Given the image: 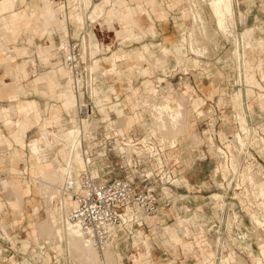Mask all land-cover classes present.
Returning <instances> with one entry per match:
<instances>
[{
	"label": "crops",
	"instance_id": "crops-1",
	"mask_svg": "<svg viewBox=\"0 0 264 264\" xmlns=\"http://www.w3.org/2000/svg\"><path fill=\"white\" fill-rule=\"evenodd\" d=\"M92 1L95 3L99 0ZM18 2L16 4L15 0H0V236L7 240L10 239L11 231L22 223L26 218L25 214H27V225L23 229L26 233L23 246L28 247L30 240L39 242L37 223L46 219L37 218L40 211V202H36V198L41 195V192L35 184V179L39 177L38 172L45 167L47 161H51L52 165H54V161L58 164L61 161L56 153L48 149V140L43 138L41 132L44 130L50 131L49 129L53 130L61 126V121L53 117L57 113V101L61 94L58 90L62 89L65 83L55 85L52 79L53 76L47 77L49 74L47 70L38 73L35 69V59L25 57L29 50L26 45L36 47L40 68H43V66L48 68L50 64L47 61L52 64L56 60L58 61L60 57L58 54L59 46L64 44V40H60L57 46L54 37V34H61L59 31L61 21L57 20L61 18V10L58 15L49 12V6H56L59 4L58 1L18 0ZM33 2L38 5H34ZM177 2L179 0H108L106 11L100 18L101 21L98 19L97 23L94 22L96 26L89 33L97 41V53L108 51V57L111 58L116 49L123 48L134 54V63H127L131 66L118 68L117 73L105 76L102 70L100 72L96 68V71H94L99 81L98 86L94 87V100L98 99V106L102 113L109 114L108 120L104 118L95 124L105 123L108 127L114 129L117 135L125 137L126 134L130 137L122 142L117 139L114 149L123 153L119 146H127L128 144L141 149L142 153L140 155H132L133 161L135 155L148 157L155 162L156 167L161 168L163 157L170 174L166 176V180L168 182L173 181V185L162 187L165 194L161 193L158 208L154 214L141 217L140 221L142 223L139 225L134 223L131 216H128L129 220L125 227L118 226L113 232L110 242L117 257V264H123V259L129 256L133 264H215L216 261L214 252L208 247L210 240L201 237L202 235L199 237L194 236V231L203 234L206 232L205 228L207 226L219 221L224 216V213L221 212V207H223L221 195L200 184L201 181H205L210 172L209 166L203 161L206 160V157H200L203 151L197 148L195 154H188V164L183 169H178L179 167L175 166L179 161L173 162V159L167 158V154L172 158H176L177 155L173 151L166 153L167 150H173L178 145L201 147L209 142L218 159L215 147H222L216 146L214 141L221 143V140L227 138L226 135L221 134L226 127L219 120L220 116L214 122L207 121L201 110V108H205L204 105L208 102L213 104L211 102L217 98L221 84L212 77H197L188 73L186 57L189 47L187 52L184 51L185 45L188 44L184 43L187 31H180L178 25L173 22L175 17L182 14L181 5L179 3L175 4ZM262 8L264 12V2ZM70 23L72 22L66 24L69 40L72 37ZM73 25L75 27L73 35H78L79 38L81 27L74 23ZM99 26L106 27L102 29ZM253 28L255 31L260 29L258 26ZM95 30L98 35L102 34L103 37L109 39L107 40L108 44L99 42ZM44 37L47 38L45 46L36 43V40H41ZM252 44L253 46L245 54V80L239 82L245 83L247 86L246 92H243L240 88L243 108L244 98L249 97L254 92V87L264 89V85L256 78V73L259 72L261 80L264 82V49H257L254 47V42ZM48 47L50 51L58 48L56 56L48 58L46 54ZM3 49H7V53H3ZM9 51L13 52V55ZM136 51H144L147 55L148 62H144L143 66L145 63H150L149 59L152 61L157 59V64L160 67L173 65L175 54L177 63L181 65L184 73L176 75L149 73L150 71L146 67L147 74L139 73L137 66L141 64V61L135 55ZM250 52L253 53L252 57L249 56ZM20 58L22 59L19 60ZM103 62L106 63L108 69L110 64L105 59ZM193 64L197 66L199 60L194 59ZM132 69H135L139 74L126 73ZM174 83H182V88H189L190 86L194 91L188 89L172 98L175 96V91L170 89V86L174 87ZM47 84H49V87H45ZM165 88L167 89V96L160 103L158 99ZM30 90L38 91L49 99L56 101V103L47 102L42 106L37 100L26 98L30 96ZM238 91L239 89L232 95L236 114H238L236 101ZM188 94H191V96L189 97ZM195 95L197 97H193ZM213 95L214 99H211L210 96ZM187 96L192 100L191 102L188 101ZM257 100L260 107L264 109L263 91L258 93ZM6 101L8 104L3 106ZM180 101L187 104L182 109L180 108ZM153 103H158L155 104L154 110ZM189 104L192 105L189 112L193 114V118L190 120L187 113ZM158 106H161L160 109H157ZM211 106L215 114L222 112L220 108L217 109L216 105ZM251 108L252 105L249 104L248 109ZM104 109L109 112L106 113ZM146 109H149L150 113L149 123L143 117V115H147ZM49 111L55 113L53 117H45ZM245 114L249 123L250 116L246 111ZM10 115H12V118ZM113 115L116 116V119L112 118ZM65 119L66 126L70 127L71 117L68 115ZM237 120L240 131L242 126L239 119ZM119 129L123 133H120ZM179 129L184 133L179 136L178 141H175L172 136ZM156 132L161 137H154L153 135ZM257 135L258 138L249 141V144L254 143L259 146L260 151L264 154V136L259 132ZM131 138L134 140L143 139L137 143ZM150 139L152 143L161 147H156L155 150V146L149 143ZM34 140L38 141L40 148L39 161L35 159L30 151L29 145ZM84 142L85 140L83 146ZM139 144L141 146H138ZM234 145L232 142L226 144L228 148L226 151L229 155L228 167L226 166V168L225 164L218 159L219 166L214 169L213 176H217L220 169H222L224 175L230 169L237 170V167L231 165L232 157L235 154L238 155V153L231 151ZM163 146L164 149H162ZM3 147L4 149H1ZM88 147L91 149V146ZM234 149L237 151V148ZM85 151L89 154L87 150ZM100 153L103 152L100 151ZM126 160L128 161L127 158ZM133 161L132 163L128 162L133 164ZM25 165L26 167H24ZM82 168L83 166L76 167L78 173L75 175L79 176L82 172H79V170ZM86 168L88 167L86 166ZM89 170L98 175L102 174L99 169ZM25 172L26 176L24 175ZM109 173L112 174L111 178L122 176L113 171ZM250 175L254 178L257 186L256 191L260 199L264 201V180L259 178V173L255 172L251 165L247 166L242 173L243 179L248 182ZM102 176L104 177V174ZM16 191L21 195V203ZM251 192L253 193L252 189ZM247 200L249 201L248 198ZM43 202L47 215V210L50 211L51 208L46 206L45 199H43ZM247 205L246 209L253 225L255 223L253 217L255 216L259 220H264V210H262L261 205L258 203L255 205L251 202ZM255 207L260 209L262 213L255 211ZM7 209L15 215V218L10 222L3 217V214L7 213ZM231 217L234 227L240 228L241 221L235 222L239 216L235 213L228 218L227 222ZM242 233L243 235L237 232L234 235L230 234L235 243H238L240 239L246 240V243H248L246 251L250 255L249 242L247 241L250 235L247 231ZM237 235L243 238H238ZM223 246L228 249L226 242ZM36 255L34 254L35 257ZM236 258V252L228 250L227 254L221 256L220 262H216L231 264L232 262L236 263ZM36 262H38V259ZM30 264L33 263L30 262Z\"/></svg>",
	"mask_w": 264,
	"mask_h": 264
},
{
	"label": "rangeland",
	"instance_id": "rangeland-1",
	"mask_svg": "<svg viewBox=\"0 0 264 264\" xmlns=\"http://www.w3.org/2000/svg\"><path fill=\"white\" fill-rule=\"evenodd\" d=\"M81 2H82V0H81ZM90 2L91 3L88 7H87V5L84 6V8L86 7L85 8L86 10H87V8L90 7L87 12L84 8L81 9V12L77 11L80 13L81 16L84 15V17H82V18H84L83 23H81L82 25L81 24L78 25L77 23H74L75 22L74 21L75 16L72 15L71 12H74L75 9H72V11L71 10L66 11V8L63 7V9H64L63 18L57 19L58 21H61L60 28H59V31L61 32V34H59V35L54 34L55 42H56L57 46L59 45L60 40H62V41L65 40V42L67 41L68 31L66 29V24L69 22H72V23H70V31L72 33V37L75 40L78 38V35L77 36L73 35L74 30H75L73 23L75 25L82 27V28L86 27L88 24V29L86 31L87 34L85 35L86 41L88 40L89 33L92 31V28L94 26H96V23H97V22L96 23L91 22V19H89V17H88V15L90 14L89 12H91V10H92V6L96 3V2L94 3V1H92V0ZM192 2H194V4H198V6L196 5V7L199 8V10H200L199 12H201L200 14H201V16H203V20H201V21H205V23H202V25H201V21H200L201 18L197 17L196 19H193V14L195 13V11H193V8L195 5L192 4L193 8L190 7ZM236 2L238 4L236 5L237 15H236L235 33L238 37H240V40H241L240 45L241 46L243 45V42L241 39L242 33H245L244 34L245 37H247V39L251 42V44H252V42H256V40H258V39L264 40V29H261V28H264V12L262 10L263 9L262 3L264 2V0H237ZM178 3L181 5L182 14H180L179 17H175L174 18L175 20H173V22H175L178 25V28L180 31H187L184 43L186 44L189 42V35L188 34H189V31H192L193 29H194L193 34L196 33L195 38L198 39L200 37L199 40L203 42V43L201 42L197 46L198 48L199 47L201 48V45L203 44L202 45L203 51L202 50L200 51V49H198V51L202 52V53L204 52V53L199 54V52H198L197 54L199 56H197V54H195L196 52H194V51L190 52L192 50L191 46H190V42L185 45L184 51L187 52V49L189 47V52H190V53L187 52V57H186L188 73H191L197 77H202V76L212 77L213 79H217L219 81V83L221 84L217 98L214 99V95L210 96L211 99L215 100V101L211 102L213 104H210L208 102V104L204 105L205 108L203 107V109L201 108V110L203 111V115H205L204 117L207 119V121L214 122V121H216L217 117L220 116L219 120L224 124V127H226L223 130V133L221 132V134L226 135L227 138L224 140H221V143H217L216 141H214V144L216 146L222 147V148L215 147L216 154H217V151L219 150L224 154V156H226L223 150H225V152H227L226 151V150H228V148L226 147L227 143L232 142L233 144H235L234 134L237 133L239 131V128H240L239 122L235 117L236 110H235V105L233 102L232 95L240 88L242 89L243 92H246V88H247L245 83H238V82L236 83V80H238V78H237L238 69H237L235 59L233 58V51L236 50V48L239 46V44L237 43L238 41L235 40L234 36H232V35L229 36L230 35L229 33L226 35L222 34L221 31L219 29H217L215 18L213 17L210 6H209L208 2L206 3V0H179V2H177L175 4H178ZM33 4L36 6L38 5L36 2H33ZM60 6H61L60 3L57 4L56 6H54V5L49 6V8H50L49 12H54L55 14L58 15L59 11H60ZM196 7L194 9H196ZM238 10H240L242 12L241 17L238 16ZM99 21H101V19ZM193 21H194V23H193ZM90 22L92 24H89ZM206 24H207L208 29L207 28L205 29L203 27V25L206 26ZM193 25H194V27H193ZM255 26H258L260 29H256V31H255L253 28ZM99 27L104 29L106 26H103V27L99 26ZM192 27H193V29H192ZM203 29H204V31L206 30L207 33H210V35L213 37L212 38L213 40L209 39V37H206L207 33L203 32ZM229 31L230 32L232 31L231 28ZM250 33H252V34L250 35ZM95 35L101 44H108L107 40H109V39L106 37H103L102 34L98 35L96 33V30H95ZM63 36H64V38H63ZM89 40L92 42L93 40H95V38L90 34ZM46 41H47V38L44 37L41 40H36V43L45 46ZM244 43H246V40ZM26 46L29 47V50H28V53L25 57H31V58L35 59V62H36L35 69L37 70L38 73H40L44 70H47L49 72L47 77L49 78V77L53 76L52 72H54L57 68L62 67L61 58L59 57L58 61L56 60L55 62H53V64H51L50 61H47V63L50 64V66L48 68L46 66H43V68H40V61H39V57H38L36 47L34 45H31V46L26 45ZM57 49L50 51L49 47H48L46 50V52H47L46 54L48 55V58L56 56ZM257 49H264V47L263 48H257ZM9 53L11 55H13V52L9 51ZM54 53H55V55H54ZM50 54H51V56H50ZM108 54L109 53L107 51L106 53H97V55L91 56V57H94V59H96V61H95L96 68L99 69V71L102 70V72H104L103 74L105 76L109 75L108 69H110V67L107 69L106 63L103 62L105 59L108 62V64H110V62L108 60ZM249 56L252 57L253 53L250 52ZM174 57H175V60H174L173 65H170V66L165 65L164 67H160L157 64V61H158L157 59L154 61L149 59L150 63H145L144 66L142 65L143 63H141L142 66L141 65L137 66V71L139 73H142V74H147L148 71L146 68H148L150 71L149 73L157 72V73H168L171 75L172 74L173 75L183 74L184 71L182 70L181 65H179L177 63V58H176L175 54H174ZM21 59L22 58H20L19 60H21ZM102 59H103V61H101ZM194 59L199 60V64L197 66H195L193 64ZM127 63H134L133 56L125 58V60L122 61V63H121L122 67H120V68L131 66L130 64L128 65ZM103 68H105V69L103 70ZM137 71L135 69H132L130 71H127L126 73H138ZM62 78L67 79V75H66L65 71H64V74L62 72ZM256 78L259 79L261 84L264 85V82L261 80V75L259 72L256 73ZM67 82L68 81L65 82L62 89L58 90L59 93L69 95V91L71 89H70V87H68L69 83L67 84ZM170 89L175 91V96L172 98H175L176 96L180 95L183 91H187L188 89H191L192 91H194L190 86H189V88H187V87L182 88V83H174V87L170 86ZM253 89H254V92L249 97L244 98V110L250 116L249 125H250L252 130H251V134L247 138L248 144L245 146L246 149L244 148V149H242V151L240 150L241 153L239 154L237 170L230 169L224 175L222 169H220V171L217 173V176H213V171L217 166H219V161H218L214 151L211 149V145L209 144V142H207L206 145H203L201 147H194V146H188V145H178L173 150H167L166 151V153H168L169 151H173L174 154L177 155L176 158H172L167 154V158L173 159V162L179 161V163H177V165L175 167H179L178 169H183L188 164V161H187L188 154H195L196 153L195 150L197 148H200V150L203 151V152H201L202 155L200 157H202V158L206 157V160H203V161H205L210 168V172H209L207 178L205 179V181H201L202 183L200 182V184L210 188L212 190V192L218 193L221 195H222V193H221V190L219 189L220 187H223L224 190H227L228 188H231L232 190L238 189V190H234L235 193L233 194V196L236 199L233 200L232 202L240 203V205L244 211V212L241 211V217L244 219V223L246 225L248 224L247 219L250 217V215H249L248 211L245 209V206L247 204H249V202L257 205V203L259 201L256 199V197H254V194L252 192H250V194L248 196L245 195L246 198H244V196L243 197L241 196L242 191H245L246 189L250 190V184L246 179H243L242 173L246 169L247 166L251 165L253 170L255 172L259 173V178L264 180V154H263V152L260 151L259 146L255 145L254 143L249 144L250 140H254L255 138H258V135H257L258 132H259V134L264 136V109H262L260 107L259 102L257 100L258 93L261 91L264 92V89L262 90V89H259L257 87H254ZM70 93H71V91H70ZM61 94H60L58 101H57V105H58L57 113L55 114V113H53V112L51 113V111H49L45 115V117H50V116L53 117L55 114V116L53 118L61 121V126H58L53 130L49 129L51 132H54V133H57V132L61 133V132H65L66 129H71V128L73 129L74 128L73 127V125H74L73 116L74 115L71 114V111L75 107V100L72 101V104H71L69 102V99H67V98L63 99ZM29 95L30 96L26 97V98L31 99V100H37L38 102L41 103L42 106L45 105L47 102H50L53 104L56 103V101L49 99L46 95H43L42 93H39L38 91H35V90H30ZM94 96H95V94L93 95V97ZM160 96L161 97L158 99V101L161 103L163 98L165 96H167V89L166 88L162 91ZM188 96L190 97L191 94H188ZM188 96H187V99H188V101L191 102L192 100H190L188 98ZM236 96H237L236 101L238 104V93ZM72 97L74 99L73 94H72ZM193 97H197V96L195 95ZM94 101H95L96 105L98 106V99L97 100L95 99ZM215 102H217V103H215ZM6 104H8L7 101L3 103V106H6ZM155 104H158V103L152 104L153 110H154ZM179 104L181 105V107H180L181 109L187 105L186 103H183L181 101ZM249 104L252 105L251 109H248ZM211 105H216L217 109L220 108V110L222 112H220V114L219 113L215 114ZM191 106L192 105L189 104L187 107V111H188L187 113L189 114L188 115L189 120L191 118H193V114L191 112H189V111H191L190 110ZM237 109L239 110V106ZM104 111L106 113L109 112L107 109L106 110L104 109ZM146 111H147V115L145 114V115H143V117H144V120L147 121V123H149L150 122L149 109H146ZM67 114L71 117V126L70 127H67L65 124L66 123L65 118L68 117ZM11 116L12 115H10V117ZM246 117H247V115H246ZM104 118L108 120L109 114L103 113L102 116L97 115V117H93V123H99ZM112 118L116 119V116L113 115ZM96 125H98V124H96ZM79 127L81 128V131L83 132V141H84L85 135H87L86 133L88 132V134H89L91 129H89L88 127L83 128V125H80ZM255 129L258 132L254 131ZM242 130H244L243 127L240 130L241 133H243ZM254 132H257V133L254 134ZM157 133L158 132H156V134H154L153 136L154 137L155 136L161 137L160 134H157ZM41 134H42V136H44L43 138H46L45 130L42 131ZM50 139L54 140L55 143L51 144V145L48 144V149H50V151L56 153L59 156V159L61 160L59 163V166H60L59 168L62 169L63 166H65L64 160H65L66 155H67V149H66L65 142H67L68 140L67 139H65L63 141L61 140V142H60V140H57V138L51 137ZM34 141H37V140H34ZM177 141H178V139H177ZM37 143H38V141H37ZM87 143H88V141H87ZM112 145L114 147V144H112ZM151 145L155 146V150H156V147H161V146L155 145L154 143ZM88 146H91V145L90 144L87 145L86 142H84V148L90 154L92 146H91V149H89ZM128 146H129V148H128ZM138 146H141V145H138ZM131 147H132V149H131ZM119 149L126 155L127 159L130 157V160L132 159L133 154L140 155V153H142L141 149H138L136 146H134L132 144H128L127 146L120 145ZM162 149H164V146L162 147ZM126 150L128 151V153ZM134 150H135V152H134ZM231 151L233 153H238L233 147L231 148ZM130 152H131V154H130ZM115 153L117 154L118 152L115 150ZM100 155H101V153H100ZM91 157H93L94 159L91 163H89L87 165V167L91 170L99 169L102 172L101 175L104 174L103 179H105V180L111 179L110 176L112 174L109 173L110 171L116 172L122 176L125 174L124 171L122 169H120L121 165L124 167L126 166L125 160H122V159L116 157L115 155L110 156V159H106L105 157H99L96 159V156L94 157L93 155H91ZM149 159L150 158H148V157H144L143 160L147 161ZM130 160L128 159L129 162H130ZM150 165H151L152 170L157 168L155 166L154 161H152L150 163ZM50 166H52V162L47 161L45 167L42 169H45V168L50 167ZM83 170L84 169L82 168V170H79V172L83 171ZM14 172H15V170H14ZM40 173H41V171L39 170L38 175H40ZM106 173H109V174H106ZM156 180H158V179L156 178ZM163 182H164L163 184L165 186H171L170 183H168V182L165 183L166 178L163 179ZM35 184L37 186H39L38 189H40L39 191L41 192L40 196L41 197L44 196L42 198L40 196H37V198H36V202H38V201L40 202V211H39V215L37 218L38 219H45L47 215H46V211H45L46 207H45V204L43 202V199H45V202H46V200H47L46 198H48V200H50V196H49V194H46V190L44 188L41 190L40 184L37 181ZM163 184H162V186H164ZM155 185L161 186L160 182H157ZM245 194H247V192H245ZM229 196H230V194H229ZM59 197H60V192H58V194L55 195L53 200L52 201L50 200V201L55 202V204L57 205ZM221 197L223 198V196H221ZM247 198L249 199V201L247 200ZM222 201L227 202L228 200L223 199ZM221 203H223V202H221ZM48 207L51 208L50 212L53 214L54 218H56L58 216L57 209H53V207L50 205ZM255 211L262 213V211L260 209H257V207H255ZM226 214H227V211L225 212L224 217L226 216ZM25 216H26V218L22 221V223L19 226L15 227L11 231V235H10L11 238L10 239L2 240L0 238V264H30V262H32L33 264H76L75 262L70 261V259L68 257V253H67V248H66L67 245L65 243V240H63V239L57 240V241H52L53 239L50 240V238H48L47 236H44L45 238L40 237L39 242L30 240L29 246L24 247L23 241L26 238V233L23 231V229L26 228V225H27V214H25ZM3 217L6 218V221L10 222V221H12L13 218H15V215L12 214L11 210L7 209V213L5 215L3 214ZM253 218L255 219V223H254V225L249 227V230L251 232L250 235L252 237V241L249 244L250 255L249 256L245 255L246 253L244 250H246V246L248 244V243H246V240L240 239V241L238 243L234 244L235 247L233 245H231L232 242H229V246L232 250H233V248L238 247V250H236V251H237L239 256H237L236 263H234V264H237V263L246 264V262H248V261H250V262H248V264L249 263L250 264H264V228L258 224L259 221L264 222V220H259L256 216ZM213 233H214V231L212 232L211 236H213ZM240 235H243V233H240ZM38 238H39V236H38ZM209 240H211V238H209ZM212 240H216V239H212ZM224 249H225V247H224ZM240 251H242L245 254H241ZM29 253H32V254L30 255ZM34 254L35 255L37 254L36 257L34 256ZM49 256L51 257V261H50ZM224 257H225V255L223 256V258ZM35 259L36 260L38 259V262H34V261H36ZM217 262L215 261V264H219ZM122 263L123 264H133L130 256L123 259Z\"/></svg>",
	"mask_w": 264,
	"mask_h": 264
},
{
	"label": "built area",
	"instance_id": "built-area-1",
	"mask_svg": "<svg viewBox=\"0 0 264 264\" xmlns=\"http://www.w3.org/2000/svg\"><path fill=\"white\" fill-rule=\"evenodd\" d=\"M57 1L66 8V11L72 9L81 11V9L84 8V4L81 0ZM89 24L92 23L90 22ZM87 29L88 24L86 27L81 28L79 38L75 40L71 37L66 45L59 46L60 48L58 51L64 66L69 71L71 89L78 98L76 115L78 118L84 120L97 117V115L102 116L103 114L99 106L96 105L91 97L92 89L93 87L98 86L99 81L97 80L95 72L91 71L84 59L82 38L87 34ZM91 127L92 128L85 139L86 144L92 146L90 154L94 157L96 156V159L99 157L110 159V156L115 155L116 157L125 160L126 166H120V169H122L125 174L123 176H115L109 180H103L101 173L100 175L94 176L90 170H85L81 172L79 181L68 177L64 183V191L66 195H70L74 199L75 204L67 214L66 218L69 222L80 229L82 235L89 243L102 249L108 244L112 232L118 226L125 227V217L131 216V218L134 219V223L139 225L142 223L140 221L141 217L154 214L157 211L159 199L163 192V179L166 178V175L170 174L164 163L163 157L162 167H157L156 169L151 170L150 163L152 161L150 159L145 161L143 160L144 157L135 155L133 164H130L126 160L124 153L118 152L116 154L112 144H115L117 139L121 142L129 139L126 134L125 137H122L119 134L117 135L115 130L108 127L105 123L98 125L93 123ZM142 139L143 138L134 140L131 138V140H134L137 143ZM149 143L153 144L151 139ZM100 151L103 152L101 155L99 153ZM163 174L165 175L163 176ZM156 178L158 180H156ZM157 182H160V188L155 185ZM167 182L168 181L166 180L165 183ZM219 189L222 193V195H220L223 196V198H221V202H223V207L220 206L221 212L225 214L227 211L226 216H223L219 221L206 228L204 227L206 232L203 234L194 231V236L199 237L202 235L201 237L205 239L219 238L222 243H227L228 249L225 248L224 251L221 246L216 248L212 243H208V247L215 254L214 259L218 262H220V258L223 254H226L228 250H232L229 246V242H232L231 245L233 246L235 243L226 226L228 218L235 213L239 216V218L236 219L237 221H235L236 223L241 221L240 228H235V232L237 233L247 231L250 235L251 232L249 227L253 225L250 217L247 219L248 224L246 225L244 223V219L241 217V211H244L240 203L232 202L236 199L233 196L235 193L234 190L238 189L232 190L231 188H228L227 190H224L223 187H220ZM245 192H247V194H245ZM250 192L251 189H246L241 192V196H244L245 198V195H249ZM223 199L228 201H222ZM167 205H169V203H167ZM247 206L248 205L245 206V209ZM198 227L200 226L198 225ZM213 231V236H211ZM0 238L5 240L2 236H0ZM247 241L250 244L252 241L251 235ZM236 250H238V247L233 248L232 251L236 252L237 257L239 255ZM244 251L246 254L242 251H240V253L249 256L248 252L246 250ZM248 262H246V264H248ZM231 264L234 263L232 262Z\"/></svg>",
	"mask_w": 264,
	"mask_h": 264
},
{
	"label": "bare ground",
	"instance_id": "bare-ground-1",
	"mask_svg": "<svg viewBox=\"0 0 264 264\" xmlns=\"http://www.w3.org/2000/svg\"><path fill=\"white\" fill-rule=\"evenodd\" d=\"M90 1L91 0H82V3L84 4V6L87 5V7H88L91 3ZM107 1L108 0H99L98 2H96L92 6V10H91V12H89L90 14L88 15L89 19H91V22L94 23L103 16V14L106 11V2ZM207 2L210 6L213 17L215 18L217 29H219L222 34L226 35L229 33L230 34L229 36H231V35L234 36L235 40L238 41L237 43L239 44V46L236 48V50L234 49L235 51H233V58L235 59L237 69H238V71H237L238 80H236V81L238 83L242 82L243 80H245L244 79L245 69H246L245 54H246V51L253 46V44H251V42L247 39V37H245V35H244L245 33H242L241 39H242L243 45L241 46L240 45L241 44L240 37H238L235 33L236 15H237L236 0H206V3ZM15 3L18 4L19 3L18 0H15ZM192 4H194V2L191 3L190 7H192ZM194 5H195L194 8L196 7V5L198 6V4H194ZM63 7H64L63 5L60 6L61 18H63V13H64ZM194 8H193V11H195V13L193 14V19H196L198 17V18H201L200 21L203 20V16H201V14H200L201 12H199L200 11L199 8H197V7H196V9H194ZM71 13H72V15L75 16L74 17V21H75L74 23H77L78 25L83 23L84 18H82V17H84V15L81 16L80 13L77 12L76 10H74V12H71ZM238 16L239 17L242 16V12L240 10H238ZM194 21H193V23H194ZM202 23H205V21H201V25H202ZM193 27H194V25H193ZM193 27H192V29H193ZM203 27L206 29L207 24H206V26L203 25ZM230 28L232 30L231 32L229 31ZM193 30L189 31V34H188L190 46L192 49L190 52L194 51V52H196L195 54H197L199 52L198 49H200V51L201 50L203 51V48H202L203 44L201 45L202 49L200 47L199 48L197 47L202 41L199 40L200 37L198 35L197 36L199 38L198 39L195 38L196 33L193 34ZM203 32L207 33L206 30L204 31V29H203ZM251 34L252 33H250V35ZM206 37H209V39L213 38L210 35V33H207ZM245 40H246V43H244ZM89 41H90L89 35H88L87 41H86L85 36L82 38V46L84 49V59L86 60L87 65L91 69V71L94 72L96 70V65H95L96 59H94V57H91V56H94L97 54L98 44H97L96 40H93L92 42L91 41L89 42ZM164 41H166V39H164ZM66 42L67 43L69 42L68 38H67ZM67 43H65V40H64L63 45H66ZM254 47L263 48L264 47V40L263 39L256 40V42H254ZM7 51H8L7 49H3V53H7ZM203 53L199 52V54H203ZM135 55H137L140 58V61H142L141 63L148 62L147 55L145 54L144 51H136ZM130 56H133V58H134L133 53H131V52H129L123 48L116 49L113 52V54L111 55V58L108 57V60L110 62V69H108L109 70L108 74L111 75V74L117 73V69L122 67L121 66L122 61L125 60V58L130 57ZM61 64H62L63 68L59 67L54 72H52L53 83L55 85H62L66 81H68L67 82V84L69 83L68 87H70V89H71L69 71L64 66L62 60H61ZM64 71L66 72L67 79L62 78V72L64 74ZM102 73H104V72H102ZM45 87H49V84L45 85ZM71 93L73 94L74 99H73ZM71 93L69 91V95L68 94H61V95H62L63 99H65V98L69 99V102L71 104H72V101L75 100V107L71 111V114L74 115L73 116V118H74L73 119V122H74L73 127L74 128L73 129L72 128L66 129L65 132H61V133H59V132L54 133V132L45 130V136H46L47 140L49 139L48 140L49 145L55 143L54 140L50 139L51 137L57 138V140H60V142H61V140L62 141L65 139L68 140L67 142H65L66 149H67V155H66V158L64 160L65 166L63 167V169H60L59 164L56 161H54L53 162L54 165L47 167L45 169H40L41 173H40L39 177H37V179H35L40 184L41 190L44 188L46 190V194H49L51 201L53 200L55 195L58 194V192H60V197H59L57 205L55 204V202H51L50 200H48V198H46L47 199L46 200V206L50 205L53 207V209H57L58 216L56 218H54L53 214L47 210L46 219L44 221H39L37 223V233H38L39 239H40V237L45 238L44 236H47L48 238H50V240L53 239L52 241H57V240H62V239L65 240V243L67 245L66 248H67L68 257H69L70 261H73L76 264H116L117 263V257H116L114 250L112 249V244L110 241L102 249H99V248L93 246L91 243H89L84 238L80 229L76 225L69 222L66 218L67 214L73 208L75 203H74V199L70 195H66V193L64 191V183L68 177H70L76 181H79L81 174L79 176L75 175L78 173L75 168L78 166L79 167L83 166V169H84L83 171L89 170L88 168H86V166L89 163H91L94 159L84 149L83 132L81 131V128L79 127L80 125H83V128L88 127L89 129H91V126L93 124V117L89 118L88 120L80 119L77 117L76 105L78 102V98L75 96L72 89H71ZM94 94L95 93H94V87H93L92 92H91V97L93 100L95 98V96L93 97ZM161 105H163V104H161ZM238 106H239V110L237 109L238 114H236L237 115L236 118L239 119L241 126L244 129V130H242L243 133H241L239 131L236 133V135L234 137L235 138L234 139L235 140L234 148H237L238 155H239L241 153L240 150L242 151V149H244L245 146L248 144L247 138L251 134V130H252L249 123L246 122L247 120H246V115H245V111L243 108V99H242L241 89H239V91H238ZM158 107L159 108H157V109H160L161 106H158ZM119 131H120V133H123V131L121 129H119ZM254 131H257V130L255 129ZM182 133H184V132L181 129L177 130L176 132L173 133V136H172L173 139L175 141H177V139L179 138V136ZM256 133L257 132H254V134H256ZM86 134L87 135H85V138H86V136H88V132ZM85 138H84V140H85ZM129 146H128V148H129ZM132 147H131V149H132ZM1 149H4V147ZM30 151H31L32 155L35 157V159L37 161H39L40 148H39L37 141H32V143L30 145ZM131 152H130V154H131ZM134 152H135V150H134ZM127 153H128V151H127ZM224 153L226 156H224V154L218 150L217 151L218 159H219V161H221L222 163L225 164V167L226 166L228 167L229 155L225 151H224ZM238 155L235 154V156H233L231 159V165L233 167L234 166L238 167ZM128 159L130 160V157ZM132 161H133V159L130 160V163H132ZM26 165L24 167H26ZM91 173L94 176L98 175L97 173H94L92 171H91ZM149 174H150V172H149ZM24 175L26 176V172ZM164 175L165 174H163V176ZM170 183H171V185H173V181H170ZM249 183H250V186L253 190L254 197H256V199L259 201L258 204L261 205V207L263 208L262 210H264V201H262V199L260 200V196H259L258 192L256 191V187H257L256 183L254 181V178L251 175L249 176ZM38 188H39V186H38ZM16 193H17L18 199L21 203L22 202L21 195L19 194L18 191H16ZM231 219H232V217H231ZM231 219H229L226 226H227L228 231L234 235V233H236V232H234L235 227H234V223ZM128 220H129V218L125 217L126 224L128 223ZM258 224L264 228V222L259 221ZM193 227H194V225H193ZM113 232H112V234H113ZM238 238H243V237L238 236ZM210 242L213 243V245H215L216 248L221 246L222 250L224 251V246H223L224 243H222L220 239L217 238L216 240H212V238H211ZM29 254L31 255L32 253H29ZM34 262H36V261H34Z\"/></svg>",
	"mask_w": 264,
	"mask_h": 264
}]
</instances>
